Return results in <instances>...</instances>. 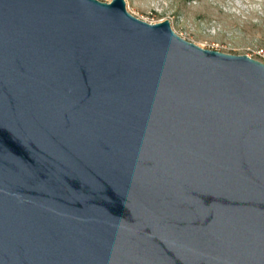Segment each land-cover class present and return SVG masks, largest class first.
Instances as JSON below:
<instances>
[{"label":"water","instance_id":"1","mask_svg":"<svg viewBox=\"0 0 264 264\" xmlns=\"http://www.w3.org/2000/svg\"><path fill=\"white\" fill-rule=\"evenodd\" d=\"M0 264H264V62L0 0Z\"/></svg>","mask_w":264,"mask_h":264},{"label":"rangeland","instance_id":"2","mask_svg":"<svg viewBox=\"0 0 264 264\" xmlns=\"http://www.w3.org/2000/svg\"><path fill=\"white\" fill-rule=\"evenodd\" d=\"M126 6L150 23L169 19L175 32L203 48L264 62V0H126Z\"/></svg>","mask_w":264,"mask_h":264}]
</instances>
